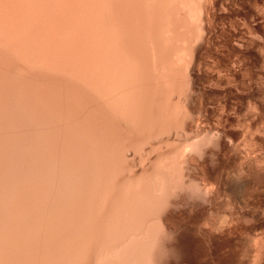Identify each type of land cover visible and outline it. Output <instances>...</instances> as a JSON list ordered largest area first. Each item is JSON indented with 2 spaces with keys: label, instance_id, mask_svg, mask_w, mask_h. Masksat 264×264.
<instances>
[{
  "label": "bare ground",
  "instance_id": "1",
  "mask_svg": "<svg viewBox=\"0 0 264 264\" xmlns=\"http://www.w3.org/2000/svg\"><path fill=\"white\" fill-rule=\"evenodd\" d=\"M182 1L0 0V153L2 152L0 158H3L5 161L6 154H3V152L10 151L12 153L15 151L12 153L13 157L12 155L9 156L10 161L15 157L12 163H16V159L18 160L20 157L21 159H23L22 157L25 159V161H23L24 159H20L22 161L21 164H24L23 166L20 165L22 169L24 168L23 171L21 168L18 169V166L17 169L21 170H17L16 173L18 174L16 179L24 178V183L23 178L21 179L22 187L20 186L19 188L20 183L18 185V182L21 181L20 179H18L17 183L10 180L12 182L10 183L13 184L11 188V184L3 185L5 182L2 183L3 186L8 187H4L6 189L3 188L7 193L1 190L3 186H0V193L4 197L2 199L3 197L0 194L1 200H3L0 202V264H102L103 259H105L103 264H109L112 263L113 258L117 259H115V264H132V259L140 258V256L141 260L139 258L137 260L143 262L142 264H166L163 260L165 257L169 258L167 256L169 255L167 253L171 252L169 249H175L174 243H171L175 240L173 241L170 238L169 240L172 241H168L164 237L163 239L168 242L162 240L163 242L161 241L159 245L156 241L162 236L161 232L168 236L179 235L174 226V221L178 214L175 208H183L184 212L181 213L195 216L193 227L198 229L199 234L202 232L207 237L214 230H217L219 226L218 229L219 231L221 230L220 228L224 225L223 221L221 220L223 224L220 225L217 222L214 223L211 220L213 216L208 218L205 215V213H209V210L207 209V212H205V209L202 210L204 205L202 209L198 208L201 204L199 202L197 207H195V203V206L190 204L191 200L187 197L190 191L187 190L189 192L187 194L185 192L187 189L186 185H189V183L185 185L187 182V180L185 181V177L188 178L190 176V169L192 174L194 173L192 169H200L205 174V170L201 169L202 162L205 159L204 156H207L210 150L204 149L198 143L192 142V140L189 142L190 133L188 135L190 137L187 136L189 139H185L183 142V134H181V139L178 136L182 142L179 144L177 143L179 140L176 136L180 135V133L175 134V132H179L181 129L183 132L187 130L189 132L192 131L193 127L190 121L193 118L191 117L192 114L195 113L194 105L198 100L195 97L197 94H195V91L192 92V89L195 86V77L202 74L201 72L205 69L201 66L203 64L202 60L205 59L203 58L202 45L206 44L205 42L209 44L211 41H214L212 33L209 30V24L203 23L205 22L204 19V21L197 20L200 14L202 16V13L207 10V0H198L200 1L199 5L202 7V10L200 7L194 9L195 11H198L196 9L201 10L198 13L199 15L196 14L197 12L194 13L195 11L192 13L191 0H187L188 4ZM195 3H192V5H195ZM179 6H183L184 12H180L183 9L181 10ZM185 11H187V16L185 17L189 18L187 20L190 23L192 19H195L194 14L199 16L195 20L198 22L192 21L193 27L196 28L193 30L191 27V30H188L189 32L192 31V37H190L191 35L187 36L188 31L186 30L192 23L191 25L189 23L187 26L188 21L185 17H182L184 15L181 16ZM188 11L191 13L189 14ZM181 43H186V47ZM207 71L210 70L207 69ZM219 76L221 77V75ZM248 83L250 82L248 81ZM192 123L194 124L193 120ZM209 125L208 128H210ZM166 130L169 133L176 130L173 133L176 135L177 141L173 137L174 134H167V132L165 133ZM205 131L204 135H206ZM209 132L207 135L211 137L212 135ZM212 133L213 139L214 132ZM215 133V137H217L218 131ZM185 134L187 135L188 133ZM160 135L162 139L164 135H168L167 138L169 139L164 138L165 140H160ZM209 136H207V140L209 139L212 142ZM220 136L218 137L219 140L223 139ZM215 137L216 141L218 138ZM195 138L197 139V137ZM170 139L171 142L175 140V143H170ZM230 139H227V143ZM219 140L217 141L220 142ZM176 143L177 145H175ZM244 144L246 145V143ZM145 145L148 148H144L143 146ZM220 145L222 146V143ZM250 145L252 144L250 143ZM173 146L174 148H171ZM232 146L231 148H233ZM228 147L230 148V146ZM240 148L242 147L240 146ZM225 149L223 150L224 152ZM171 153L174 154V158L179 159H177L179 164L175 160L176 158L173 160L177 163H172L173 154L170 158ZM193 153L202 154L203 161L199 162L200 158L196 154L192 155ZM175 154L177 155L175 156ZM194 156L198 158L196 159ZM169 158L171 163L169 162ZM247 159L250 160H245L244 162L248 161L249 163V161H252L251 158L247 157ZM3 160H1L2 162L0 161V171L6 169L4 168L5 166L8 167L5 163L6 161L4 162ZM12 163L10 164L12 165ZM174 164H178L177 167L179 168L182 167V169L177 168L175 170H184L181 173L182 176H179V183L173 177L176 172L174 168L172 169ZM26 165L29 171L26 169ZM52 165L55 167H53L54 169H52ZM162 165L167 166L163 167ZM206 165L203 164V167H206ZM259 165L263 166L264 164ZM159 167H161L160 170L158 169ZM166 168H168L169 172H167ZM185 169L188 170L185 171ZM7 170L6 173L4 171L0 172L1 174L5 173V175L3 173L4 176L0 174V179L2 178L1 182L7 180L8 173L12 172L10 169L9 171ZM25 170H27L26 173L24 172ZM161 170L164 172H161ZM172 170L175 171L173 174L171 173ZM186 172L189 175H185L184 173ZM24 173L28 174L26 175L27 180H25ZM51 175L52 178L56 176L53 178L54 181L49 177ZM50 178L56 186L58 185L56 183H59V181H66L71 185L74 183L72 186L69 185L72 189L68 186L70 191L72 190L71 192H67L71 198L69 195H65V191L68 189L64 188L65 185L59 188V191L61 189L62 191L58 193L57 187L54 186L52 189L53 184L49 181L51 184L48 183L47 186L50 185L49 188L53 191L55 189V192H50L48 187L45 190L44 187L46 188V183ZM56 178L59 181L55 182ZM188 179L192 180V178ZM207 182H202L204 186L202 189H205L204 192L206 194L202 192V196L198 195V198L200 196L206 198L202 199L203 203L205 201L208 203L209 200H212L209 201L211 204L213 200H216L218 203L216 197L221 195L220 192V195L217 196V190H215V188H219L216 185L218 183L215 180L216 184L212 183L213 185H211V182ZM218 182L220 185L223 184V182ZM126 184H129V187ZM225 185L226 183L223 184V186ZM13 186L14 189H16L15 186L17 187L18 194L15 190H13L15 192H12L14 193L13 195L10 193L11 191L9 190L13 189ZM126 186L129 188L128 191L126 190ZM209 186L214 188H210ZM180 187L181 191L185 192L186 197L185 194H179L180 196L176 194L180 191ZM123 188L125 189V196ZM224 189L226 188L224 187ZM44 190L50 192V194L46 192L48 197L46 195L42 196L45 193ZM176 190L178 191L175 193L176 197H174L173 195ZM63 191L65 193H62ZM30 192L34 195H30ZM8 193L9 195L11 194L9 198L7 197ZM54 193L55 195L59 194V200L60 195H64V198L67 196V199L61 197L63 204L59 202L61 204L59 205L57 204L58 201H56L57 198H54V203L57 202L55 205L50 201V199L52 200L53 197H56ZM197 193L199 194V192ZM4 194L7 198H5ZM50 195L54 196L51 197ZM19 196L23 197L21 199L28 198L26 199V203L28 204L24 200H20ZM120 196L122 199L125 197L129 203H124L125 200L122 201L120 198L122 201L121 207H124L126 210L128 207L129 211L125 210L126 214L122 210L124 208L121 209L120 205H118L120 204ZM164 196H168L165 197L167 199ZM70 199H72L73 208L70 207L71 204L70 206L68 205ZM48 200L51 204L48 203L47 205L46 202ZM188 200L189 202H187ZM196 200L197 198L192 200V202H196ZM64 201L67 202L65 203ZM206 202L204 203L205 205ZM44 203L47 205V208H45ZM31 204H35V210ZM37 204H39V207ZM52 204L56 206L55 210L57 211L53 209L55 214L62 210L61 215L56 214L54 216V214H51L53 210L52 208L50 210L49 206ZM64 204H67L71 208L66 211V213H69H67V216H62L63 214L66 215L63 212H65L64 210L67 205L65 208H61ZM125 204H127V207ZM57 205L60 206L59 209ZM36 206L41 211H38ZM184 207L188 208L185 209ZM209 209L212 210V208ZM69 210L76 213L73 214ZM34 211L39 214H35ZM46 211L49 212L47 213ZM70 213L73 214V217ZM34 214L37 216L35 217ZM155 214H157L158 218ZM74 215L83 219L84 224L80 226V222L75 220ZM68 216L70 221L66 218ZM155 217L158 221V227L161 228H159L161 230L159 237L153 232L154 223L156 222L157 224ZM60 218L64 219L62 220L65 223H62L64 225L61 224ZM245 218L247 217L245 216ZM203 221L207 224L203 225V227L210 225L206 230H203L201 227ZM230 224L232 226L234 223ZM235 225L238 226V224ZM69 226L74 228L73 230L70 227L71 231H74V233L72 231V235H75H68V233H71L70 229H68ZM229 226L228 228H230ZM235 228H233L232 232V229L226 232L232 234ZM59 229L62 231L66 230V232L62 233ZM67 229L70 232L67 233ZM113 230L118 233L116 234ZM130 231L132 235H129ZM56 232H61L62 236L67 233L64 237L71 235V238H62L60 235V239L59 234L56 238V236L54 237V235H57ZM112 232H115L116 239L114 235L109 239L105 236L109 241V244H105L106 241L103 242L105 239L103 238L104 235H109ZM127 232L129 233L127 234ZM119 233L123 234L119 236ZM223 233H221L222 235L220 234V238H217L221 242H229V234L223 235ZM215 234L216 231L214 235H211L214 236L212 239H216ZM124 235L125 237H123ZM121 237L126 241L127 238L130 239L134 246L128 243L129 240L128 242L121 240ZM171 237L174 238L173 236ZM62 239L64 240L61 241ZM209 239V242L212 243L213 240ZM258 239H261V237H258ZM118 241L120 245L125 242L127 244L125 243L123 244L124 246H120ZM215 241V246L218 248L220 244ZM253 241L255 240L253 239ZM218 242L220 241L218 240ZM114 243L117 246L111 247L112 244L114 246ZM255 243L256 250L252 260H254V264H258L264 255V240H257ZM98 244L100 246L103 245L104 248H100ZM130 245L131 247L133 246V250L136 248L134 251L137 250V255L136 252L133 255ZM126 246L129 247V250L121 249V247L127 248ZM155 246H158L159 251L161 248L168 250L166 252L164 249L165 254H167L164 256V259L156 253L158 251L157 248L155 252ZM163 249L162 251L164 252ZM129 251L131 252L129 253ZM140 251L141 255L139 256ZM177 251L176 253H178ZM129 254L133 255L134 258H130ZM105 256L111 258V262ZM100 261L102 262L98 263Z\"/></svg>",
  "mask_w": 264,
  "mask_h": 264
},
{
  "label": "rangeland",
  "instance_id": "2",
  "mask_svg": "<svg viewBox=\"0 0 264 264\" xmlns=\"http://www.w3.org/2000/svg\"><path fill=\"white\" fill-rule=\"evenodd\" d=\"M183 1H185L187 4L189 3L188 1H190V0H183ZM182 1V2H183ZM191 1H194V2H192V3H195V1H197L196 3H195V5L193 6L192 5V3H191ZM190 1V4H191V6L193 7V9H192V13H193V11H195V9L194 8H198V7H200V1H198V0H191ZM202 1V0H201ZM211 1V2H210ZM240 1V2H239ZM254 3V4H253ZM207 4H208V6H207V10H209V11H204L203 13H202V16L205 14V16H201V14H200V17L199 16H196V14H198V13H200V11L202 10V7H200V9H196V10H198V11H195L194 13H196V14H194V18L195 19H192V21H194V22H198V21H195L196 20V18H198L197 20H205V22H203V23H206V25H208L209 26V30H210V32L212 33V37H213V39H214V41H211L209 44H207V42H205L206 44H203L202 46H203V53H204V56H203V58H205V59H203L202 60V62H203V64L201 65L202 66V68L205 70V71H207V69L208 70H210V71H207L206 73H205V71L203 72H201L202 74H200V75H198V76H196L195 77V80H194V83H195V86H194V88L192 89L193 91L192 92H194L195 91V94H197V95H195V97H196V99H198L196 102L198 103H195V107H194V112L195 113H193L192 114V116L191 117H193L192 118V120L194 121V124L196 123V125H194L193 123H192V120L190 121V123L192 124V127L194 128V130H193V128H192V131L191 132H189L188 130L187 131H184L185 133H188L187 135L183 132V130L181 129V131H177V132H175V131H173V132H175V134L176 133H180V135L178 134L177 136L172 132H167V130L165 131V133L167 132V134H174V136L173 137H177V139L179 140V137L178 136H180V139H181V137L182 136H184L183 138H184V140L182 139V142L183 141H185V139H189V138H187V136L189 135V133H190V136H188V137H190V141L189 142H191V140H192V142H195V143H198L199 144V146H201V147H203L204 149H206V150H210V151H208V154H207V156H204L205 157V159H204V161H206V163H204V161H203V156H202V154H200V153H193L192 155H194V154H196V156H198L199 158H200V161L199 162H202V168L201 169H203V170H205V174H203L202 173V171L200 170V169H197V170H195V169H192L193 171H194V173L192 174V171L190 172V170H189V174H190V176L188 177V178H192V180L191 179H188V178H186L185 177V181L187 180V182L185 183V185L187 184V183H189V185H186L187 186V189L185 188V186H183V188H185L186 189V194H187V190H189L190 191V194H187V197H188V199L190 198V200H191V202H190V204H193L194 205V203H195V207H197L198 205H199V203H201L200 205H199V207L198 208H201L202 209V206H203V209L202 210H206L205 212H207L208 210H209V213H205V215L209 218L210 216L212 217V221L215 223V222H217V224H223L224 223V225L225 224H228V225H225V226H227V227H225L224 225L220 228L221 230V232L219 231V227L217 228V230H214L213 232L215 233V231H216V234H215V238L216 239H212L214 236H211V235H214V233L212 232V234H209L207 237L206 236H204V234L202 233V232H200L201 234H199V231H198V229H196L195 227H193L194 225H193V223L195 222V216L193 215H186V214H183V213H181V212H184V209L183 208H175V210H176V213H178L176 216V218H175V221H174V226H175V228L177 229V231H178V233H179V235L177 236V234L175 235L176 236V239H175V236L174 235H170V236H168V235H166V234H163V232H161V228L160 227H158V221H157V218H158V216H157V214H155V216H157V218H156V221H157V224H156V222L154 223V229H153V232H154V234L155 235H157L158 237H159V235L162 233V236L161 237H159V240L157 239V241L159 242H157L156 241V243L159 245V244H161V241L162 240H164L163 238L165 237V240H168V241H174V242H171V243H174V247H175V249L173 248V250H171V249H169L171 252H169V253H167V254H169V255H167V254H165V250H166V252H168V250L166 249V248H161V250L160 251H162V249L164 250V252L162 251V252H160L159 251V249L157 248L158 246H155V248H154V250L157 248L158 249V251L156 252V250H155V252L157 253V254H159L160 255V257L161 258H163L164 259V256L165 255H167V256H169V258L168 257H165V259L163 260V261H165L166 262V264L168 263V264H254V260H252L253 258H254V254H255V250H256V247H255V245H256V243H255V241L257 242V240L259 241V240H264V238H262V237H264V165L263 166H261V165H259V164H264V0H207ZM210 4V5H209ZM251 5V6H250ZM259 7H258V6ZM236 6V7H235ZM239 6V7H238ZM180 7V9L182 10L183 9V6L181 7V6H179ZM232 7V8H231ZM235 7V8H234ZM241 7V8H240ZM252 8V9H251ZM226 9V10H225ZM230 9V10H229ZM260 9V10H259ZM246 11V12H245ZM256 11V12H255ZM263 13H262V12ZM180 12H184V9L182 10V11H180ZM179 12V13H180ZM187 11H185V13H180L181 14V16L182 15H184V16H182V17H185V16H187L186 13ZM189 12V11H188ZM220 12V13H219ZM222 12V13H221ZM226 12H228V13H226ZM231 12V13H230ZM237 12V13H236ZM191 12H189V14H190ZM210 14V15H209ZM199 15V14H198ZM209 15V16H208ZM253 16V17H252ZM222 17V18H221ZM224 17V18H223ZM186 18V20L187 19H189V18H187V17H185ZM210 18H211V20H210ZM252 18H253V20H252ZM209 19V20H208ZM239 19V20H238ZM245 19V20H244ZM203 20V21H204ZM242 22H241V21ZM188 21V23H187V26H188V24L190 23L189 22V20H187ZM192 21H191V23H192ZM233 21V22H232ZM247 23H246V22ZM254 21V22H253ZM209 22V23H208ZM239 22V23H238ZM244 22V23H243ZM191 23H190V25H191ZM223 23V24H222ZM249 23V25H247ZM254 23V24H253ZM219 24V25H218ZM235 24V25H234ZM237 24V25H236ZM242 24H243V26H242ZM246 25V26H245ZM194 25H193V23H192V25L190 26V27H187L188 29H186L187 31L191 28V29H193L194 30V28H196V27H193ZM263 26V27H262ZM248 27V28H247ZM247 28V29H246ZM263 28V29H262ZM190 29V30H191ZM231 31V32H230ZM235 31V32H234ZM230 32V33H229ZM251 32V33H250ZM190 33V34H189ZM192 33V31L191 32H189L188 31V35L187 36H189V35H191L190 37H192L193 36V34H191ZM194 33V32H193ZM253 34V35H252ZM251 35V36H250ZM233 36V37H232ZM238 36V37H237ZM255 36V37H254ZM234 38V39H233ZM240 38V39H239ZM254 38H255V40H254ZM262 38H263V40H262ZM251 39H252V42H251ZM239 40V41H238ZM246 41V42H244V41ZM254 40V41H253ZM262 41V42H261ZM223 42V43H222ZM236 42H238V43H236ZM244 42V43H243ZM235 43H236V45H235ZM181 44H183V43H181ZM186 44V43H185ZM185 44H183V46L185 45ZM242 44V45H241ZM253 44V45H252ZM208 47H207V46ZM221 45V46H220ZM233 45V46H232ZM182 46V45H181ZM239 46H241V47H239ZM251 46V47H250ZM253 46V47H252ZM184 47H186V45L184 46ZM263 47V48H262ZM258 49V50H257ZM261 49V50H260ZM262 52V53H261ZM259 53V54H258ZM210 55V56H209ZM231 55V56H230ZM235 56V57H234ZM214 57V58H213ZM218 57V58H217ZM231 57V58H230ZM246 57V58H245ZM213 59V60H212ZM237 59V60H236ZM205 60V61H204ZM247 60V61H246ZM221 61V62H220ZM242 62V63H241ZM207 63H209V64H207ZM215 63V64H214ZM229 63V64H228ZM246 63V64H245ZM211 64H212V66H211ZM231 64V65H230ZM205 65V66H204ZM234 65H235V67H234ZM237 65V66H236ZM233 66V67H232ZM262 66V67H261ZM207 67V68H206ZM258 67V68H257ZM214 69V70H213ZM257 69V70H256ZM256 70V71H255ZM211 71H213V72H211ZM212 74H211V73ZM208 73V74H207ZM207 74V75H206ZM206 75V76H205ZM219 75H221V77L219 76ZM209 78H208V77ZM235 77V78H234ZM220 79V80H219ZM225 79V80H224ZM235 79V80H234ZM239 80V81H238ZM196 81H197V83H196ZM220 81V82H219ZM230 81V82H229ZM248 81L250 82V83H248ZM252 81V82H251ZM211 83V84H210ZM213 83V84H212ZM215 83V84H214ZM239 83V84H238ZM245 83H246V85H245ZM253 83V84H252ZM210 84V85H209ZM233 84V85H232ZM235 84H237V85H235ZM244 84V85H243ZM250 84V85H249ZM213 87H212V86ZM248 85V86H247ZM210 86V87H209ZM223 86H225V87H223ZM243 86V87H242ZM229 87V88H228ZM253 89V90H252ZM252 90V91H251ZM197 91V92H196ZM241 91V92H240ZM239 92V93H238ZM243 92V93H242ZM198 93H200V94H198ZM203 93V94H202ZM202 94V95H201ZM222 94V95H221ZM243 94V95H242ZM201 97V98H200ZM224 98V99H223ZM203 99V100H202ZM255 99V100H254ZM223 100V101H222ZM211 102V104H209L210 102ZM226 101V102H225ZM241 101V102H240ZM236 102V103H235ZM233 103V104H232ZM254 104H256V105H254ZM223 105V106H222ZM225 105V106H224ZM201 106H203V107H201ZM212 108H211V107ZM217 106V107H216ZM228 106V107H227ZM214 107V108H213ZM223 109H222V108ZM237 107V108H236ZM207 108V109H206ZM233 109V110H232ZM249 110V111H248ZM252 110V111H251ZM253 110H255L254 112H253ZM223 111H225V112H223ZM227 112V113H226ZM232 112V113H231ZM251 114H250V113ZM197 113H198V115H197ZM201 113H203V114H201ZM213 113V114H212ZM235 113V114H234ZM252 113H253V115H252ZM221 114V115H220ZM193 115H197L196 117L195 116H193ZM201 115H202V117H201ZM208 115V116H207ZM224 115V116H223ZM240 115V116H239ZM205 116V117H204ZM229 116V117H228ZM234 116V117H233ZM217 117V118H216ZM220 117V118H219ZM199 118V119H198ZM227 118V119H226ZM236 118V119H235ZM241 118H242V120H241ZM254 118V119H253ZM196 120V122H195V120ZM217 119V120H216ZM251 119V120H250ZM199 120V121H198ZM239 120V121H238ZM255 120V121H254ZM202 121V122H201ZM230 121V122H229ZM235 121V122H234ZM238 121V122H237ZM253 121V122H252ZM204 122V123H203ZM206 122V123H205ZM215 122V123H214ZM219 122V123H218ZM224 122V123H223ZM227 122V123H226ZM249 122V123H248ZM242 125H241V124ZM246 123V124H245ZM198 124H200V125H198ZM203 124V125H202ZM210 124V125H209ZM216 124V125H215ZM238 124V125H237ZM244 124V125H243ZM208 125L210 126V128H208ZM232 125V126H231ZM256 125V126H255ZM205 126H206V128L208 129V131H207V129L205 128ZM221 126V127H220ZM238 127V128H237ZM245 127V128H244ZM204 129V130H206L205 131V133H206V135H204V130H202V129ZM230 128H232V129H230ZM241 128V129H240ZM252 128V129H251ZM256 128V129H255ZM201 129V130H200ZM211 129H212V131H211ZM214 129V130H213ZM216 129H218V130H216ZM238 129V130H237ZM245 129V130H244ZM209 130H210V132H209ZM218 131V133H217V137H215V132L216 131ZM226 130V131H225ZM228 130V131H227ZM234 130V131H233ZM247 130V131H246ZM169 131V130H168ZM172 131V130H171ZM195 133H194V132ZM197 131H198V133H197ZM201 131V132H200ZM223 131V132H222ZM181 132H183V133H181ZM208 132L209 133H211L210 135H212L213 136V133L212 132H214V137L215 138H218L221 134V136H220V138H223V139H221V140H219V138L217 139V140H219L221 143H222V146L220 145L221 143L220 142H218L217 140L215 141V139H214V137H213V139H212V136L210 137L209 135H207L208 134ZM222 132V133H221ZM244 132V133H243ZM165 133H163V134H165ZM191 133H192V135H191ZM197 133V134H196ZM201 133H202V135H201ZM223 133H225V134H223ZM248 133V134H247ZM250 133L253 135H251L250 136ZM255 133V134H254ZM257 133V134H256ZM181 134H183L182 136H181ZM195 134H196V136H195ZM218 134H220V135H218ZM244 134V135H243ZM200 137H199V136ZM248 135V136H247ZM166 136V137H165ZM167 136L168 135H164V138H167ZM205 136V137H204ZM207 136H209L210 138H211V140H212V142L211 141H209V139L207 140ZM224 136V137H223ZM169 137H170V135H169ZM176 137L174 138L176 141H177V139H176ZM195 137H197V139L195 138ZM208 137V138H209ZM230 139V140H228V143H227V139ZM243 137V138H242ZM248 139H247V138ZM250 137V138H249ZM253 137H255L254 139H253ZM163 138V139H164ZM171 138V137H170ZM192 138V139H191ZM194 138V139H193ZM244 138H246V140H244ZM162 138H161V135H160V140H161ZM162 139V140H163ZM167 139H169V138H167ZM171 139H173V138H171ZM171 139H170V143H175V140H174V142H171ZM256 139V140H255ZM165 140V139H164ZM214 140V141H213ZM173 141V140H172ZM200 141V142H199ZM223 141V142H222ZM224 141H226L225 143H224ZM230 141V142H229ZM252 141V142H251ZM255 141V142H254ZM180 140L177 142V143H182ZM209 142V143H208ZM216 144H215V143ZM217 142H218V144H217ZM236 142V143H235ZM238 142V143H237ZM177 143L175 144V145H177ZM201 143V144H200ZM229 143H231L230 145H229ZM233 143V144H232ZM235 143V144H234ZM244 143H246V145L244 144ZM249 143V144H248ZM250 143L252 144V145H250ZM215 144V145H214ZM224 144H225V146H224ZM171 145V144H170ZM174 145V146H175ZM233 145V146H232ZM243 145V146H242ZM174 146L173 147H171V148H174ZM219 146V147H218ZM228 146H230V148L228 147ZM231 146L233 147V148H231ZM240 146L243 148H240ZM246 146H248V147H246ZM250 146H251V148H250ZM144 148H148L147 147V145H145V146H143ZM176 147V146H175ZM207 147H208V149H207ZM223 149L224 147L226 148H224L225 149V152L221 149V148ZM253 147V148H252ZM250 148V149H249ZM255 148V149H254ZM212 149V150H211ZM229 149V150H228ZM239 149V150H238ZM244 149H246V150H244ZM252 149V150H251ZM16 150H18V149H16ZM212 151H214L213 153H212ZM235 153H234V152ZM236 151H238V152H236ZM15 151H13L12 153H14ZM17 152V151H16ZM19 152V151H18ZM174 153H176L175 151H173ZM218 152V153H217ZM228 152V153H227ZM249 152V153H248ZM2 153V152H1ZM1 153H0V155H1ZM11 152L10 151H8V152H3V154H6V156H5V161L3 160V158L1 159V160H3L5 163H6V165H8V167L7 166H5V164H4V168H6V169H3V170H1V171H4L5 173H6V170H7V168H8V170L7 171H9V169H10V171H12V172H10V173H8V175H7V177H6V179L7 180H4V178H3V182H1V179H0V186L2 185V183H4L3 185H8V183L9 184H11L12 182L11 181H14V182H18V179H20V178H18V179H16L17 178V175L18 174H16L17 173V170L19 169V168H21L20 167V165H24V164H21V162L22 161H20V159H21V157L20 156H23V155H20L19 157H20V159L18 158V160L16 159V163L15 162H13L12 163V161L13 160H15L14 158L13 159H11V161H10V158H9V156H11L12 155V153L10 154ZM217 153V154H216ZM221 153V154H220ZM223 153H225V154H223ZM248 153V154H247ZM258 153V154H257ZM25 154V153H24ZM172 154L173 153H171V155H170V158H171V156H172ZM231 154H233L232 156H231ZM255 154H256V156H255ZM260 154V155H259ZM18 155H19V153H18ZM26 155V154H25ZM177 154H175V156H176ZM212 155V156H211ZM216 155V156H215ZM235 155V156H234ZM15 156H16V154H15ZM196 156H194V157H196ZM210 156H211V158H210ZM3 157V156H2ZM12 157H13V155H12ZM11 157V158H12ZM178 157V156H177ZM198 157H196V159L198 158ZM214 157V158H213ZM247 157L248 158H251V160L252 161H249V163H248V161H246V162H244L245 160H250V159H247ZM256 157V158H255ZM23 159H24V157H22ZM170 158H169V162L171 163V161H170ZM176 158V157H175ZM174 158V154H173V157H172V159L171 160H173V159H175ZM209 158H210V160H209ZM259 160H258V159ZM23 159H21V160H23ZM178 158H176L175 160L178 162V164H179V159L177 160ZM213 159V160H212ZM215 159V160H214ZM0 160V161H1ZM27 160V159H26ZM175 160H173L172 161V163H174L175 162ZM225 160V161H224ZM258 160V161H257ZM263 160V161H262ZM10 161V162H9ZM23 161H25V159L23 160ZM239 161H240V163H239ZM260 161V162H259ZM2 162V161H1ZM0 162V163H1ZM20 162V163H19ZM168 162V163H169ZM177 162H175V163H177ZM209 162H210V164H209ZM213 162V163H212ZM218 162V163H217ZM228 162H230V163H228ZM244 162V163H243ZM250 162H253V163H250ZM258 162H259V164H258ZM262 162V163H261ZM7 163H12V165L10 166L9 164H7ZM24 163H26V162H24ZM27 163H28V161H27ZM169 163V164H170ZM212 163V164H211ZM178 164L176 165V164H174L173 166H172V169L174 168V170L175 169H182V167L181 168H179V167H177L178 166ZM201 164V163H200ZM203 164H207L206 165V167L204 166L203 167ZM27 165H29V164H27ZM26 165V169L28 170V166ZM176 165V166H175ZM211 165V166H210ZM213 165H214V167H213ZM242 165V166H241ZM250 167H249V166ZM259 165V166H258ZM19 166V167H18ZM163 166V165H162ZM164 166H167V165H164ZM163 166V167H164ZM176 168H175V167ZM210 166V167H209ZM11 167V168H10ZM17 167H18V169H17ZM54 166L52 165V169H54L53 168ZM163 167H162V169H163ZM171 167V166H170ZM226 167V168H225ZM3 168V167H2ZM160 168L161 167H159L158 169L160 170ZM236 168V169H235ZM240 168H242V169H240ZM244 168V169H243ZM1 169V168H0ZM22 169V168H21ZM20 169V170H21ZM24 169V168H23ZM23 169H22V171H23ZM51 169V170H52ZM58 169V168H57ZM57 169H56V171H57ZM167 169V172H169L168 171V168H166ZM20 170H18V171H20ZM27 170H25L24 172L26 173V171ZM163 170H165V168L163 169ZM172 170L171 171V173L173 174L175 171V174L173 175V177L176 179V181L178 182H180V177L182 176V172L184 171H180V170ZM188 170V169H187ZM186 169H185V171H187ZM243 170V171H242ZM0 171V172H1ZM21 171V172H22ZM29 171V170H28ZM129 171V170H128ZM130 171H132V170H130ZM196 171V172H195ZM3 172V173H4ZM67 172H68V170H67ZM161 172H164V171H162L161 170ZM208 172V173H207ZM235 172V173H234ZM3 173L1 174V175H3ZM5 173H4V175H5ZM13 173V174H12ZM20 173V172H19ZM24 173V174H25ZM52 173V172H51ZM53 173H55V171H53ZM157 173H159V172H157ZM170 173V174H171ZM210 173V174H209ZM222 173V174H221ZM23 174V175H24ZM169 174V173H168ZM177 174V175H176ZM185 175H187L188 174V172H186V173H184ZM188 174V175H189ZM196 174V175H195ZM3 175V176H4ZM21 175H22V173H21ZM26 175H28V174H25V180H27V177H26ZM54 175V174H53ZM56 175H57V173H56ZM234 175V176H233ZM240 175V176H239ZM9 176V177H8ZM30 176V175H29ZM180 176V177H179ZM210 176V177H209ZM14 177H15V179H16V181H15V179H14ZM19 177H20V175H19ZM49 177H51L52 178V175L51 176H49ZM49 177H48V179H49ZM56 177V176H55ZM54 176H53V178H55ZM172 177V178H173ZM239 177V178H238ZM23 177H21V179H22ZM28 178H30V177H28ZM51 178H50V180H48L47 181V183H46V188L44 187V189L45 190H47V187L49 188V186H47L48 185V183L49 184H51L52 183V180L54 181V179L52 178V180H51ZM205 178V179H204ZM14 179V180H13ZM20 179V180H21ZM31 179V178H30ZM57 179V178H56ZM174 179V180H175ZM195 179V180H194ZM204 179V180H203ZM260 179V180H259ZM262 179V180H261ZM11 180V181H10ZM188 180H190L189 182H188ZM198 180V181H197ZM203 180V181H202ZM214 180L218 183V184H216L215 182H214ZM51 183H50V182ZM57 181H59V179H57L55 182H57ZM175 181V182H176ZM211 182V185H213V184H216L217 185V187H219L218 189L217 188H215V190H217V196H219L220 194V196L223 198V199H218V198H221L220 196L219 197H216L217 198V201H218V203L216 202V200L214 201L213 200V202H212V204L209 202V201H212V200H207L208 201V203L206 202V205L203 203V200L204 199H206V198H202L201 196V193L202 192H204V190L205 189H202L204 186H203V183L202 182ZM218 181H220V182H223V184L224 183H226V185L225 186H223V184L222 185H220L219 184V182ZM261 181V182H260ZM11 182V183H10ZM62 182L63 181H59V183L57 182L56 184H58L57 186L56 185H54V183H52L53 185H52V189H53V187L54 186H56L57 187V192L59 193V192H61L62 191V189H61V191H59L60 189V187L62 188V186H64V188L66 189V188H68V186L70 185V186H72L69 182H63V185H62ZM178 182V183H179ZM200 182V183H199ZM207 182V183H208ZM257 182V183H256ZM19 183H20V185H19ZM23 183H24V178H23ZM196 183V184H195ZM202 183V184H201ZM213 183V184H212ZM252 183V184H251ZM15 184V183H14ZM21 184H22V180L21 181H19L18 182V185H19V188H20V186H21ZM68 184V185H67ZM258 184V185H257ZM2 185V186H3ZM13 184H11L10 185V188H11V186H12ZM16 186H17V184H15ZM127 186L129 185V184H126ZM193 185V186H192ZM199 185V186H198ZM218 185H220V186H218ZM249 185V186H248ZM253 185V186H252ZM15 186V188L16 189H14V186H13V189H11V190H9V191H11L10 193H12V192H17V187ZM69 186V187H70ZM126 186V187H127ZM202 186V187H201ZM247 186V187H246ZM257 186H258V188H257ZM4 187H6V186H3L2 187V189L1 190H3L4 192L6 191V190H4V189H6V188H8V187H6V188H4ZM22 187V186H21ZM129 187V186H128ZM126 188V190L128 191V189L129 188ZM210 187V186H209ZM212 187V186H211ZM210 187V188H211ZM214 187H215V185H214ZM214 187H212V188H214ZM224 187L226 188V189H224ZM245 187V188H244ZM254 187V188H253ZM255 187H256V189H255ZM1 188V187H0ZM4 188V189H3ZM9 188V189H10ZM18 188V189H19ZM63 188V189H64ZM71 189H72V187H70ZM182 188V190H184ZM190 188V189H189ZM199 188H201V189H199ZM252 188H253V191H252ZM22 189V188H21ZM50 189V188H49ZM48 189V190H49ZM69 189V188H68ZM67 189V191H63L62 193H65V195H69L67 192H71L70 191V189L68 190ZM192 189V190H191ZM197 189V190H196ZM1 190H0V192H1ZM13 190H15V191H13ZM20 190V189H19ZM44 190V191H45ZM125 189L123 188V192H124V196H125V191H124ZM178 190H179V188H178ZM178 190H176L175 192H174V197H176L175 195L176 194H178V196H180L179 194H185V192H182L181 191V187H180V191L182 192H178V193H176ZM196 190V191H195ZM201 192H200V191ZM203 190V191H202ZM226 190V191H225ZM243 190V191H242ZM7 191H8V189H7ZM34 191V190H33ZM53 190H51L50 189V192H52ZM192 191V192H191ZM195 192V195H194V192ZM43 192V191H42ZM46 192L47 193H49L50 194V192H48V191H45V193L42 195V196H44V195H46L47 196V194H46ZM53 192H55V189H54V191ZM197 192H199V194L197 193ZM221 192V193H220ZM225 192V193H224ZM3 193V192H2ZM5 193H7V192H5ZM24 193V192H23ZM176 193V194H175ZM189 193V192H188ZM205 194H206V192H204ZM220 193V194H219ZM1 194V193H0ZM14 193H12V195H13ZM17 194H18V192H17ZM22 194V193H21ZM21 194H20V196H21ZM30 195L32 194V195H34L33 193H29ZM53 194V193H52ZM61 194V193H60ZM122 195H123V193H121ZM128 194V193H127ZM186 194H185V197H186ZM193 194V195H192ZM2 195V197H3V194H1ZM0 195V196H1ZM54 195H55V193H54ZM54 195H52V196H54ZM58 195L59 194H56L55 196L56 197H53V201L50 199V201L52 202V203H54L55 202V200H54V198H57L58 199ZM121 195V196H122ZM168 195V194H167ZM181 195V196H182ZM198 195H201L200 197H201V199H199L198 198ZM4 196H5V194H4ZM11 196V194L9 195V193L7 194V197L9 198ZM19 196V197H20ZM51 196V195H50ZM49 196V198H51ZM121 196L119 197V199L121 198ZM171 196H172V193H171ZM172 196V197H173ZM191 196V197H190ZM204 196V195H203ZM2 197H0V202L1 201H3V200H1V198ZM6 196H5V198H7ZM48 197V196H47ZM60 197V200L58 199H56V201H58V203L57 204H59V202L61 203L62 201H61V199L62 198H64V195L63 196H59ZM62 197V198H61ZM69 197H70V195H69ZM68 197V198H69ZM165 197H168V196H164V198ZM192 197H196L197 198V200H196V202L194 201V202H192V200H194V199H196V198H192ZM21 198H23V197H20V200H24V202L26 203V199H28V198H26V199H21ZM45 198V197H44ZM71 198V197H70ZM2 199H4V197L2 198ZM64 199H67V196L64 198ZM122 199V198H121ZM121 199H120V204H118V205H120V207H121V203H122V201L123 200H125L124 201V203H128V201L126 200V198L125 197H123V199H122V201H121ZM165 199H167V198H165ZM203 199V200H202ZM252 199V200H251ZM45 200V199H44ZM46 200H47V198H46ZM72 199H70L68 202V205L70 206V204H71V208H73L74 206L72 205V201H71ZM201 200V201H200ZM220 200H222V201H220ZM219 201H220V203H219ZM44 202H46V201H44ZM65 202V201H64ZM67 202V201H66ZM65 202V203H66ZM119 202V201H118ZM187 202H189V200L187 201ZM199 202V203H198ZM34 203V202H33ZM47 203V205H48V203H49V200H48V202H46ZM56 203H54L55 205H56ZM209 203H210V205H209ZM214 203V204H213ZM26 204H28V203H26ZM49 204H51V203H49ZM54 204H52V205H50L49 207H50V210H51V208H52V210L54 209L55 210V208H56V206L54 205ZM62 204H63V202H62ZM129 204V203H128ZM190 204H189V208H190ZM215 204H217V205H215ZM242 204V205H241ZM32 205V204H31ZM39 204H37V206H38ZM44 205L46 206L45 208H47V205L44 203ZM59 205H61V204H59ZM59 205H57V207H58V209H59ZM66 205L67 204H64L63 205V207L61 206V208H65L66 207ZM67 205V207H69ZM124 205V204H123ZM126 205V207H127V204H125ZM208 205V206H207ZM215 205V206H214ZM261 205V206H260ZM36 206V208H37V210L39 211L40 209H38V207ZM42 206V205H41ZM205 206H207V208H205ZM214 206V207H213ZM227 206H228V208H227ZM231 206V207H230ZM32 207L34 208V210H35V204H33L32 205ZM66 207V209L64 210L65 212H63V213H66V211H68V209H71L70 207L69 208H67ZM216 207H217V209H216ZM260 207V208H259ZM33 208H31V209H33ZM122 208H124V207H121V209ZM185 208V207H184ZM186 208H188V207H186ZM185 208V209H186ZM209 208H212V210L211 209H209ZM233 208V209H232ZM245 208V209H244ZM49 209V208H48ZM208 209V210H207ZM46 210V209H45ZM53 210V212L51 213L52 215L54 214V216H56V214H59V215H61L62 213H61V211H59V213L57 212L56 214H55V211H57V210H55L54 211ZM122 210H126L125 208L124 209H122ZM127 210H128V207H127ZM126 210V211H127ZM199 211H202V210H200V209H198ZM41 211V210H40ZM70 212H72L71 210H69ZM126 211L124 212L125 214H126ZM129 211V210H128ZM186 211V210H185ZM212 212V214H211V212ZM215 211V212H214ZM47 213L49 212V211H46ZM34 213H35V211H34ZM38 212H36L35 214H37ZM41 214L43 213V212H40ZM68 213V212H67ZM67 213H66V215H62V216H67ZM73 214H75L76 212H72ZM72 213H70V215L72 216L73 214ZM35 214H34V216H35ZM39 214V213H38ZM44 214V213H43ZM69 214V213H68ZM128 214V213H127ZM209 216H208V215ZM215 214H217L216 216H215ZM45 215H46V213H45ZM78 215H80V214H78ZM227 215V216H226ZM33 216V217H34ZM37 216V215H36ZM35 216V217H36ZM75 217V220H78L80 223V226H81V224H84V221H82L83 219H81V218H79L78 216H76V215H74ZM81 216V215H80ZM179 216V217H178ZM245 216L247 217V218H245ZM35 217H34V219H35ZM38 217H39V215H38ZM46 217H47V215H46ZM73 217V216H72ZM76 217H78L77 219H76ZM82 217V216H81ZM154 217V216H153ZM192 217V218H191ZM210 217V218H211ZM222 217V218H221ZM229 217V218H228ZM40 218V217H39ZM39 218H37V219H39ZM64 218V217H63ZM63 218H60V220H61V224L62 223H64L62 220H64ZM66 218H68V221H70V218H69V216L68 217H66ZM74 218H72V219H74ZM83 218V217H82ZM154 218V219H155ZM224 218V219H223ZM233 218V219H232ZM33 219V220H34ZM178 219V220H177ZM218 219V220H217ZM59 220V221H60ZM67 220V219H66ZM223 221V223H222V221ZM180 221V222H179ZM227 223H226V222ZM252 221V222H251ZM66 222V221H65ZM185 222V223H184ZM234 223L232 226H231V224L230 223ZM236 222V223H235ZM205 222L203 221V224H202V228H203V230H206L207 229V227H210V225L209 226H204L203 227V225H207L206 223L204 224ZM65 224V223H64ZM64 224H62V225H64ZM235 224H238V226H236ZM241 224V225H240ZM230 225V226H229ZM73 226V225H72ZM72 226H69V228L68 229H70V227H72ZM157 226V227H156ZM228 226L230 227V228H228ZM224 227H225V231H224ZM231 227H236L235 228V231H237V232H235L234 231V233H232V234H229L228 232H226V231H228V230H231V232L234 230L233 228H231ZM73 228V227H72ZM160 228V229H159ZM186 228V229H185ZM189 228V229H188ZM68 229H67V233L68 232H70L71 231V229H70V231H68ZM76 229V228H75ZM196 229V230H195ZM237 229V230H236ZM60 230V229H59ZM59 230H58V232H59ZM73 230H74V228H73ZM72 230V231H73ZM181 232H180V231ZM62 233H64V232H66V230H64V231H62V230H60ZM72 231H71V233H68V235L69 234H71L72 235ZM79 231H80V229H79ZM113 231H115V230H113ZM128 231V230H127ZM60 232V233H61ZM116 232V234L118 233L117 231H115ZM115 232H112V233H109V235H110V237H108L109 235H104V237L103 238H105L104 239V241L103 242H105V244L106 243H108L109 244V241H108V239L109 238H111L114 234H115ZM161 232V233H160ZM220 232V233H219ZM224 232V233H223ZM230 232V233H231ZM259 232V233H258ZM55 233V232H54ZM54 233H53V235H54ZM57 233V232H56ZM60 233H57V235H54V237L56 236V238H57V236H58V234H59V237H60V235L62 236V234H60ZM67 233H65V234H67ZM73 233H74V231H73ZM76 233V232H75ZM123 233H124V231H123ZM123 233H119V236H121L120 234H123ZM129 232H127V234H128ZM132 232L130 231V233H129V235L131 234ZM219 233V234H218ZM221 233H223V235L225 234V235H227V233L229 234V242H221V240L219 239L220 238V236L222 235ZM65 234L62 236V238L65 236ZM108 234V233H107ZM126 234V233H125ZM126 234V235H127ZM221 234V235H220ZM249 234V235H248ZM52 235V236H53ZM70 235V236H71ZM73 235H75V234H73ZM72 235V236H73ZM132 235V234H131ZM242 235V236H241ZM70 236H67L66 235V237H69V238H71ZM105 236H107V238L105 237ZM119 236H117L118 238H120ZM128 236V235H127ZM171 236H173L174 238H172ZM205 238H204V237ZM53 237V238H54ZM66 237H64V238H66ZM116 236L114 235V238H115ZM123 237H125V235L123 236ZM167 237H168V239H167ZM217 237H219V238H217ZM258 237L260 238L261 237V239H258ZM102 238V239H103ZM113 238V239H114ZM127 238V237H126ZM161 238V239H160ZM172 239V240H169V239ZM209 238H211L212 240H213V242L211 243V242H209ZM252 238V239H251ZM257 238V239H256ZM60 239H61V237H60ZM107 239V240H106ZM116 239V238H115ZM207 239V240H206ZM221 242H218V240ZM253 239L255 240V241H253ZM64 239H62L61 241H63ZM118 240V239H117ZM121 240H123L122 239V237H121ZM125 240V239H124ZM123 240V241H124ZM128 240H129V242H128ZM164 240V241H165ZM211 240V241H212ZM217 241V243L218 244H220L219 245V247L217 248V246H215V243H214V241ZM108 241V242H107ZM126 241V240H125ZM168 241H165V242H168ZM215 241V242H216ZM111 242V241H110ZM113 242V241H112ZM116 243H117V241H115ZM126 242H128V243H130V244H132L133 245V243L130 241V239H128L127 238V241ZM125 242V243H126ZM163 242V241H162ZM179 242V243H178ZM100 244L102 243V242H99ZM125 243H123V244H125ZM100 244H98L99 246H100ZM103 244V243H102ZM105 244H103V245H105ZM118 244H119V241H118ZM122 243H121V245L120 246H124ZM127 244V243H126ZM246 244V245H245ZM103 245H101L100 246V248L101 247H103ZM113 245V244H112ZM111 245V247H115V243H114V246H112ZM118 245V246H119ZM156 245V244H155ZM203 245V246H202ZM215 247H213V246ZM251 245V246H250ZM108 246V245H107ZM110 246V245H109ZM117 246V245H116ZM134 246V245H133ZM132 246V247H133ZM138 246V245H137ZM136 246V247H137ZM208 246V247H207ZM127 247V246H126ZM131 247V245H130V248H132ZM159 247H161V246H159ZM176 247H177V249H176ZM213 247V248H212ZM104 248V247H103ZM102 248V249H103ZM106 248H110V247H106ZM105 248V249H106ZM139 248H140V246H139ZM248 248V249H247ZM113 249V248H112ZM121 249H128L129 250V247H127V248H124V247H121ZM136 248H134V250H135ZM137 249H138V247H137ZM128 250H126V251H128ZM131 250H133V248L131 249ZM132 251L133 252V255H135L134 253L137 251ZM176 250H178L177 252L179 253H176ZM138 251H139V249H138ZM131 251H129V253H130ZM152 252H154L153 250H152ZM141 253V251L139 252V256L141 255L140 254ZM155 253V254H156ZM171 253V254H170ZM132 254V253H131ZM131 254H129V257L130 258H134L133 257V255H131ZM161 254H163V255H161ZM136 255H137V252H136ZM172 255V256H171ZM180 256V257H179ZM182 256V257H181ZM135 257H137V256H135ZM102 258V257H101ZM104 258V257H103ZM105 258H108V257H106L105 256ZM112 258H113V256H112ZM139 258V257H138ZM138 258H134V259H132V264H135V263H140V264H142L143 262H141L140 260H141V256H140V260H137ZM109 260H110V262H111V258H108ZM114 260H112V263H109V264H115V259L116 258H113ZM204 259V260H203ZM102 260V259H101ZM104 260L105 259H103V262H104ZM117 260V259H116ZM133 260H134V263H133ZM135 260H137V261H135ZM172 260V261H171ZM108 261V260H107ZM106 261V262H107ZM114 261V262H113ZM102 261H100V262H98V263H101ZM103 262H102V264H103ZM109 262V261H108ZM117 263V262H116ZM97 264V263H96ZM106 264V263H105ZM108 264V263H107ZM119 264V263H118ZM257 264V263H256ZM258 264H264V255L262 256V258H261V260L258 262Z\"/></svg>",
  "mask_w": 264,
  "mask_h": 264
}]
</instances>
